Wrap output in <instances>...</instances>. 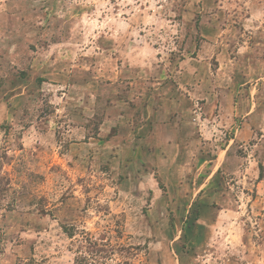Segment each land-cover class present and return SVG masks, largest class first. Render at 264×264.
Returning <instances> with one entry per match:
<instances>
[{"label": "rangeland", "instance_id": "1", "mask_svg": "<svg viewBox=\"0 0 264 264\" xmlns=\"http://www.w3.org/2000/svg\"><path fill=\"white\" fill-rule=\"evenodd\" d=\"M173 98L205 140L175 191L131 152ZM177 210L222 223L182 264L264 237V0H0V264H173Z\"/></svg>", "mask_w": 264, "mask_h": 264}, {"label": "crops", "instance_id": "2", "mask_svg": "<svg viewBox=\"0 0 264 264\" xmlns=\"http://www.w3.org/2000/svg\"><path fill=\"white\" fill-rule=\"evenodd\" d=\"M138 100L140 101L141 98L138 97ZM142 103L143 104L141 105V112L142 114H146L147 112V114H152L149 115L148 120L150 122L152 121L151 123L153 124V126L151 123H148L146 126L148 127L149 125H151V127L149 126L147 128L145 126L139 129L141 130L140 132L144 133L145 135L140 138V143L138 144L141 147L145 148H139V150L137 149V153L136 151L131 152H133V154H135V156H137L138 158L140 157V160H145L147 166H149L150 168L155 166V171L159 174L160 178L165 179V184H168V186H173V190L175 191V188H178L176 180L178 179L179 181L180 178L186 177L190 172H193L195 162L203 161V159L201 158L202 156L194 154L191 151V147L197 145V142L201 141V143H203L205 142V140L194 137L192 124L190 123L188 113L186 112L187 109L183 111L177 99L173 98V126L170 125L168 129H164L165 127L163 128L162 125L159 126L158 123L154 121L161 120L163 117L162 114L167 113L168 115H170V111L165 108L154 109L152 101H143ZM118 114H120V112H118L116 115ZM233 114L235 113L233 112ZM116 115L113 116V118L116 117ZM107 118L110 119L109 116H107ZM166 149H173V160H171L172 157L167 158V155L164 154ZM170 160L171 164L166 165ZM153 169L154 168H151L150 171ZM166 170H168L167 174L165 173ZM170 178H172L173 181ZM178 184L181 185L180 182H178ZM232 206L233 208H224L222 211H233L235 213L238 210V207H234V205ZM178 212L179 211L177 210V213H175L176 217L174 216V219L176 220L173 221V264L174 262H176V264H182L184 260H188L185 254L187 252H181L180 245L178 243V240L179 242L181 240V235L177 234L178 231H180L181 234H183L186 230H189V232L191 230L192 232L191 227H193L197 223L200 224L198 225L200 228H203V225H212L215 224L216 220H218V218H216L215 220L213 219L214 221H208L209 219H197L193 224L192 219L194 218L188 217L185 221V228L181 230L176 222L178 219ZM240 219V221H234L235 232L226 234L222 238H217L216 248L218 250L215 251V260L211 261L214 262V264H228L230 260L233 262V264H264V249L262 248L264 244V237L258 235L254 236L252 233L246 234L245 232L247 231L242 226V218ZM217 224L222 225V223L220 222H217ZM225 226H227V223L226 225H224V227ZM203 235L204 234L195 235L196 243L201 244L203 241H205L201 239ZM219 243L224 246V249L221 248V245ZM155 247L157 246L155 245ZM164 253H166V255H170V253L165 250ZM249 258L252 261L247 262ZM165 261L167 260L165 259Z\"/></svg>", "mask_w": 264, "mask_h": 264}]
</instances>
